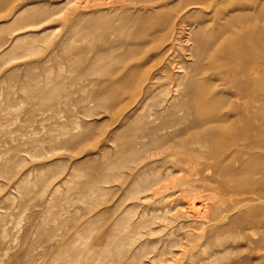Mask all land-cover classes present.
<instances>
[{"label":"rangeland","instance_id":"374dc122","mask_svg":"<svg viewBox=\"0 0 264 264\" xmlns=\"http://www.w3.org/2000/svg\"><path fill=\"white\" fill-rule=\"evenodd\" d=\"M147 1L1 3L0 264H264V246L239 230V218L257 205L249 195L236 205L219 203L218 221L205 219L203 205L198 217H185V191L173 182L188 175L172 172L176 158L138 153L123 166L115 160L127 155L117 149L119 138L145 116L138 114L143 95L158 93L146 102L153 108L171 85L161 77L160 47L146 45L148 38L141 58L117 63L125 44L136 41L124 29L119 37L123 24L105 16L135 5L141 17L192 12L190 22L205 16L208 24L216 8L214 0L190 7L185 0ZM224 4L231 10L238 2ZM135 64L143 95L135 90L107 101L109 82ZM106 167L113 173L101 171ZM154 178L165 180L142 192ZM196 179L204 186L211 173Z\"/></svg>","mask_w":264,"mask_h":264},{"label":"bare ground","instance_id":"6f19581e","mask_svg":"<svg viewBox=\"0 0 264 264\" xmlns=\"http://www.w3.org/2000/svg\"><path fill=\"white\" fill-rule=\"evenodd\" d=\"M4 1L0 0V5ZM204 1L185 0L184 5L197 6ZM214 1L216 8L208 24L205 16L190 22L192 12L141 17L143 11L135 5L114 9L105 16L109 23L123 24L117 28L119 37L124 29L136 41L125 44L117 63L123 66L138 60L146 45L160 47L156 59L161 64V77L169 79L167 83L171 85L169 94L160 93L163 99L157 106L146 109V102L159 95L155 90L143 95V74L138 73L137 64L109 82L110 103L130 91L137 90L144 96L137 113L145 116L137 122L135 132L128 130L119 138L117 149L127 155L118 159L115 155V160L123 166L138 153L147 154L145 158L162 155L176 158L172 172L184 171L182 177L184 173L188 175L173 182L185 191L184 195L180 189L181 196L186 198L185 217H198L203 205L205 219L218 221L219 203L236 205L237 197L249 195V201H256L257 205L254 204L253 214L239 218L242 222L239 230L258 238L251 243L259 249L264 246V0ZM226 1H236L238 5L226 10L223 8ZM81 18L86 22L87 18ZM144 38L149 39L146 45L141 44ZM180 54L182 60L178 59ZM165 68L176 73L168 76ZM138 139L147 141L137 146ZM101 171L113 173L111 167ZM203 172H210L211 180L204 186H195L196 177ZM164 180L154 178L142 192ZM206 191L210 194H205ZM208 198L213 199L210 201L213 212L207 205Z\"/></svg>","mask_w":264,"mask_h":264}]
</instances>
